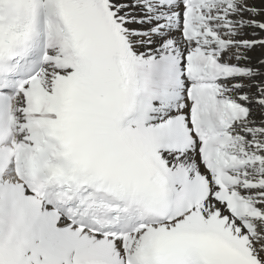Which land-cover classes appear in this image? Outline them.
I'll return each mask as SVG.
<instances>
[{"label": "snow or ice", "instance_id": "obj_1", "mask_svg": "<svg viewBox=\"0 0 264 264\" xmlns=\"http://www.w3.org/2000/svg\"><path fill=\"white\" fill-rule=\"evenodd\" d=\"M255 49L264 0H0V264H264Z\"/></svg>", "mask_w": 264, "mask_h": 264}, {"label": "bare ground", "instance_id": "obj_2", "mask_svg": "<svg viewBox=\"0 0 264 264\" xmlns=\"http://www.w3.org/2000/svg\"><path fill=\"white\" fill-rule=\"evenodd\" d=\"M262 53H264V49H255L252 52L249 53V55L253 58V61H255L256 58L253 56L258 55L260 56ZM257 118L259 117V113H256Z\"/></svg>", "mask_w": 264, "mask_h": 264}, {"label": "rangeland", "instance_id": "obj_3", "mask_svg": "<svg viewBox=\"0 0 264 264\" xmlns=\"http://www.w3.org/2000/svg\"><path fill=\"white\" fill-rule=\"evenodd\" d=\"M254 58H257V57H259L258 55H255V56H253Z\"/></svg>", "mask_w": 264, "mask_h": 264}]
</instances>
